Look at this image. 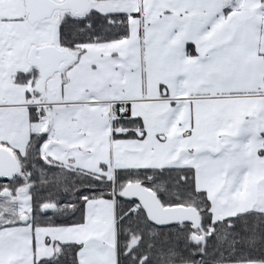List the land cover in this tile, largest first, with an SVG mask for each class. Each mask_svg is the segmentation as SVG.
I'll return each instance as SVG.
<instances>
[{
  "label": "snow or ice",
  "instance_id": "obj_1",
  "mask_svg": "<svg viewBox=\"0 0 264 264\" xmlns=\"http://www.w3.org/2000/svg\"><path fill=\"white\" fill-rule=\"evenodd\" d=\"M0 264H264V0H0Z\"/></svg>",
  "mask_w": 264,
  "mask_h": 264
}]
</instances>
